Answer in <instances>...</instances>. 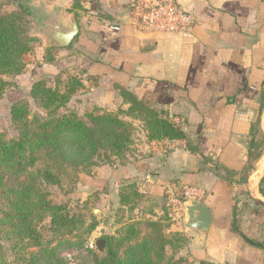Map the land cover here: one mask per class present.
Returning <instances> with one entry per match:
<instances>
[{
	"label": "crops",
	"instance_id": "1",
	"mask_svg": "<svg viewBox=\"0 0 264 264\" xmlns=\"http://www.w3.org/2000/svg\"><path fill=\"white\" fill-rule=\"evenodd\" d=\"M17 1L26 15L29 7L46 16L57 11L63 28L72 20L78 28L66 47L48 45L41 35L34 81L68 68L114 92L121 109L129 107L122 103L123 90L184 134L147 141L141 124L132 122L138 130L131 155L107 174L108 201L118 205L119 189L133 185L143 197L141 217L157 220L165 215L166 186L197 187L203 192L198 201L212 215L206 235L184 228L183 221V228L170 226L187 237L192 257L264 264V250L233 231L236 225L264 246V0H175L196 16L188 37L139 29L129 16L130 0ZM111 24L119 25L117 33ZM46 49L54 50L53 64L43 59ZM238 200L257 205L246 211Z\"/></svg>",
	"mask_w": 264,
	"mask_h": 264
},
{
	"label": "trees",
	"instance_id": "2",
	"mask_svg": "<svg viewBox=\"0 0 264 264\" xmlns=\"http://www.w3.org/2000/svg\"><path fill=\"white\" fill-rule=\"evenodd\" d=\"M25 16L23 11L0 14V96L10 87L5 77L20 75L25 69L23 57L32 50L33 39L27 34ZM51 51L52 49H46L47 64L54 63ZM30 93L46 110L58 109L67 100V96L57 88L49 89L40 80L32 84ZM120 97L122 103H127L129 107L114 115L104 113L88 116L90 127L75 113L70 112L60 116L53 115L33 128L24 125L16 140H6L0 134V222L9 230L11 239L15 238L28 248L38 249L33 254V259L45 254L54 255V249L47 250L42 245L38 230V225L45 218L48 217L51 225L58 229L68 228L75 222L65 208L52 204L37 185L60 183L59 173H54V167L61 170L65 164L74 167L79 162L89 161L91 168L94 166L91 160L98 158L100 151L105 159L110 155H119L130 144V133L127 130L130 125L119 120L118 115L133 114L132 116L142 119L150 141L184 138L179 129L159 118L155 111L131 94L121 90ZM263 105L264 102L261 103L260 110ZM10 113L14 123L25 119V111L18 107L17 102L11 106ZM125 190L123 187L119 191L118 205L125 208L132 203L135 206L142 196L136 190L132 189L130 193ZM144 226L149 233L139 243L133 242V227H128L127 234L114 239L113 243L105 239L106 254L102 258L96 257L95 264H163L162 252L168 240L162 235V224L158 221H146ZM96 227L97 224H93L92 229ZM233 231L247 244L264 250L262 243L249 239L236 225ZM126 244L129 245L125 256L120 258L118 251ZM153 246H157L159 250L151 257ZM58 263L61 264L59 261ZM0 264H7L1 245ZM199 264L213 263L199 261Z\"/></svg>",
	"mask_w": 264,
	"mask_h": 264
},
{
	"label": "rangeland",
	"instance_id": "3",
	"mask_svg": "<svg viewBox=\"0 0 264 264\" xmlns=\"http://www.w3.org/2000/svg\"><path fill=\"white\" fill-rule=\"evenodd\" d=\"M19 11H23L21 2L0 0V14ZM24 18L27 34L33 39L32 50L23 57L25 69L22 73L14 77H5V80L10 83V87L0 96V134L4 139H19L24 125L33 128L37 123L44 122L53 115L60 116L72 112L90 127L88 116L103 115L104 113L114 115L121 110L120 98L115 96L114 92L107 94L103 88H97L90 82H85L84 77L73 72L70 74L68 68L58 76L42 77L40 80L45 84V87L57 88L61 94L67 96L64 106L46 110L32 98L30 89L39 71L38 65L41 62L39 54L45 40L41 34L35 32V25L28 16L26 15ZM36 49L37 52H34ZM44 53L45 61L46 51ZM52 53L54 50L50 53L51 57H54ZM16 102L18 107L25 111V119L18 123L12 121L10 113L11 106ZM132 115H118L119 120L130 125L127 128L130 133V144L119 155L109 154V158L105 159L103 152L100 151V156L91 160L94 163L91 168L89 161L79 162L74 167L65 164L61 170L54 167V173H59L60 183L58 185L44 183L37 185L52 204L65 208L69 217L75 220L68 228L61 229L52 226L48 217L38 225L42 245L47 250L54 249V255L45 254L33 259V254L37 253L38 249L28 248L15 238L11 239L9 230L0 222V245L3 248L7 264H59L58 261L61 264H95L96 257H104L94 247L97 239H107L109 243H113L114 239H119L127 234L128 227H133L135 232L133 242L139 243L149 233V230L144 226L146 221H158L162 224V235L168 240V244L165 245L162 252L163 264H199V261L188 252L187 237L180 232L170 231V226L175 222H172L168 217L165 200L163 220H150L142 218L140 215L139 204L143 197L140 201H136L135 206L130 203L122 208L117 205V201H108L105 196L109 194L108 189L110 188H107L108 182H106L108 171L114 167L123 166L128 161V156L131 155L134 131L138 130L132 122L138 121L141 124V129L146 131L147 141H150L144 121ZM125 188L128 193L135 190L133 185H128V188ZM238 201L246 211H248V207L253 208V205H257L253 200H251V206L242 200ZM93 224H97V227L92 229ZM179 226L181 225L179 224ZM181 228L183 227L181 226ZM261 235L264 237V230L261 231ZM127 245L129 244L124 245L118 251L120 258L125 256ZM158 250L157 246H153L151 257Z\"/></svg>",
	"mask_w": 264,
	"mask_h": 264
},
{
	"label": "built area",
	"instance_id": "4",
	"mask_svg": "<svg viewBox=\"0 0 264 264\" xmlns=\"http://www.w3.org/2000/svg\"><path fill=\"white\" fill-rule=\"evenodd\" d=\"M128 9L133 24L149 32L188 37L197 22L194 13L178 8L175 0H130ZM109 29L117 33L119 25L111 24ZM202 196L203 192L197 187L177 183L166 186L164 197L169 219L180 224L186 204Z\"/></svg>",
	"mask_w": 264,
	"mask_h": 264
},
{
	"label": "water",
	"instance_id": "5",
	"mask_svg": "<svg viewBox=\"0 0 264 264\" xmlns=\"http://www.w3.org/2000/svg\"><path fill=\"white\" fill-rule=\"evenodd\" d=\"M27 16L34 23L35 32L47 37L46 44L48 45L52 43L56 47H66L78 32L75 20L71 21L69 27L63 28L57 11L46 16L43 12H38V10L29 7ZM211 221V212L204 204L197 200L189 201L186 204L183 220L184 228L194 230L204 237L211 225ZM94 247L100 255L106 254L104 239H97Z\"/></svg>",
	"mask_w": 264,
	"mask_h": 264
}]
</instances>
